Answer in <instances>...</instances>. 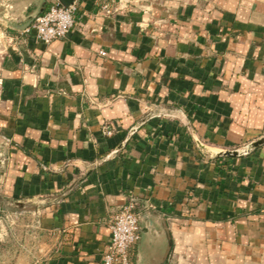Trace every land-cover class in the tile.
Listing matches in <instances>:
<instances>
[{"label": "crops", "instance_id": "0c3cea01", "mask_svg": "<svg viewBox=\"0 0 264 264\" xmlns=\"http://www.w3.org/2000/svg\"><path fill=\"white\" fill-rule=\"evenodd\" d=\"M54 1L0 52V201L37 236L8 264H103L132 202L135 264H264V0H77L45 44Z\"/></svg>", "mask_w": 264, "mask_h": 264}, {"label": "built area", "instance_id": "2783aa9c", "mask_svg": "<svg viewBox=\"0 0 264 264\" xmlns=\"http://www.w3.org/2000/svg\"><path fill=\"white\" fill-rule=\"evenodd\" d=\"M103 10L107 14L112 12L107 5ZM79 11L80 4L77 0L68 7L56 0L38 14L23 31H33L35 38L45 44L63 40L74 28ZM107 135H111V132H107ZM141 221V212L133 202L123 206L113 216L109 225L111 241L103 253V264H135L134 251L141 239Z\"/></svg>", "mask_w": 264, "mask_h": 264}, {"label": "rangeland", "instance_id": "374dc122", "mask_svg": "<svg viewBox=\"0 0 264 264\" xmlns=\"http://www.w3.org/2000/svg\"><path fill=\"white\" fill-rule=\"evenodd\" d=\"M43 0H0V52L5 42L16 36V28L24 21L29 6H34ZM33 208L11 206L0 201V262L8 264L18 262L22 255L28 257L23 248L27 241L34 243L35 219L32 218ZM29 231V235L27 234ZM47 239V238H46ZM48 241V240H46ZM35 253V251H34ZM47 253L43 258H47ZM30 259H35L34 254H29Z\"/></svg>", "mask_w": 264, "mask_h": 264}, {"label": "water", "instance_id": "95a60500", "mask_svg": "<svg viewBox=\"0 0 264 264\" xmlns=\"http://www.w3.org/2000/svg\"><path fill=\"white\" fill-rule=\"evenodd\" d=\"M61 5L68 7L69 5H71L75 0H57ZM29 25V24H28ZM27 25V26H28ZM27 26H25L23 29H25ZM262 142H259L257 144H254V146H257L259 144H261Z\"/></svg>", "mask_w": 264, "mask_h": 264}]
</instances>
